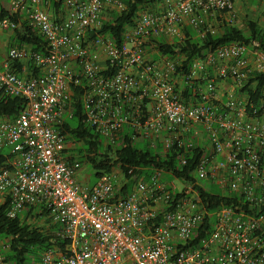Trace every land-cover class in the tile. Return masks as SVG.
<instances>
[{"label":"built area","instance_id":"obj_1","mask_svg":"<svg viewBox=\"0 0 264 264\" xmlns=\"http://www.w3.org/2000/svg\"><path fill=\"white\" fill-rule=\"evenodd\" d=\"M237 1L244 2L162 0L139 13L118 47L99 32L107 14L124 10L122 0H10L12 13L24 14L48 42L46 55L10 47L0 58V98L26 101L16 118L0 117V199L11 219L45 208L67 242L39 264H264V91L237 94L249 82L256 91L264 52L253 53L252 66L247 46H223L179 71L177 60L148 47L183 39L189 28L216 35L223 21L235 22ZM18 27L0 20V31ZM74 87L83 90L87 123L105 141L115 144L130 128L154 149L189 153L198 158L194 180L155 173L118 196L124 185L114 172L85 187L62 129ZM205 182L237 201L208 211ZM207 216L212 232L193 244ZM0 264H7L1 251Z\"/></svg>","mask_w":264,"mask_h":264},{"label":"trees","instance_id":"obj_2","mask_svg":"<svg viewBox=\"0 0 264 264\" xmlns=\"http://www.w3.org/2000/svg\"><path fill=\"white\" fill-rule=\"evenodd\" d=\"M125 8L121 12H110L104 21L99 34L109 35L121 46L127 29L135 24L140 12L153 11L156 5L162 0H122ZM58 7L55 5V8ZM10 19L19 27L13 31L11 47H29L34 52L46 55L48 53L47 40L25 19L24 14H13L8 0H0V20ZM216 35L207 34L200 37L197 31L186 29L185 37L176 39L173 43H167L165 39L151 40L148 45L150 52H158L159 56L169 60H177V68H192L196 61L203 60L210 51L232 44H242L253 52H264V28L256 21H248L245 27L226 23L223 21ZM95 34H91L94 38ZM151 55V58L158 60L160 57ZM21 72V66H17ZM109 73L114 72V67L107 64ZM35 74L38 71L33 69ZM107 73V72H106ZM259 84L256 91L251 88L249 82L237 94H244L257 98L264 91V75L258 77ZM188 93H193L187 88ZM83 90L73 88V97L69 106L62 129L67 135V143L73 144L74 149L70 150L69 161L78 168L77 161L90 166L95 173L97 182L103 175L120 171L126 179V184L117 190L118 196H124L132 191V183L139 178H150L155 173L166 174L169 181L184 179L187 182L193 181V170L198 159H191L189 153L173 149L164 152L161 148L154 149L146 140L133 138V131L125 128L115 144H109L101 137L95 129L87 123L84 115L85 110L82 104ZM26 107V101L22 98L1 97L0 117L16 118ZM73 117L70 118V115ZM137 143H144L145 147H139ZM4 158L0 157V168L3 166ZM187 164L183 165V161ZM207 210L212 212L222 206L235 204L236 199L221 196V194L206 193L201 190ZM9 204L0 199V251L5 257L7 264H27L31 258L41 261L44 252L59 248L66 250L67 242L60 239L58 233L61 227L53 224L49 213L45 208L38 206L32 208L25 215L16 219L8 216ZM264 213V210H263ZM24 216V217H23ZM45 223L46 229L39 225ZM213 229V217L207 216L203 225L193 234V244L199 242L203 237L211 234Z\"/></svg>","mask_w":264,"mask_h":264},{"label":"rangeland","instance_id":"obj_3","mask_svg":"<svg viewBox=\"0 0 264 264\" xmlns=\"http://www.w3.org/2000/svg\"><path fill=\"white\" fill-rule=\"evenodd\" d=\"M8 5H10V0H8ZM235 22L234 24L239 27H245L248 21H256L258 22L262 28H264V0H244L243 3H240V12L236 14ZM109 14H107L105 17L108 18ZM181 40L180 38H177ZM176 39L171 40L169 43H173ZM252 51V50H251ZM253 52V51H252ZM222 93H224V90L222 89ZM139 147H145L144 143H137ZM70 150H73L75 147L73 144H69ZM78 165V172L79 177L81 181H84L89 177L91 182H95V173L94 170L88 166L84 165L80 160L77 161ZM118 175V187H122L126 184V179L122 175L120 171H116ZM176 185L182 189L184 187L183 183L181 181H175ZM132 185V184H131ZM205 187L216 194H222L223 191L220 188L215 187L210 182L204 183ZM41 228L46 229L47 225L45 223H42L39 225ZM27 264H38L37 260L34 258H31Z\"/></svg>","mask_w":264,"mask_h":264},{"label":"crops","instance_id":"obj_4","mask_svg":"<svg viewBox=\"0 0 264 264\" xmlns=\"http://www.w3.org/2000/svg\"><path fill=\"white\" fill-rule=\"evenodd\" d=\"M58 8V7H56ZM236 8H237V13L240 12V3L237 1V5H236ZM52 11V10H50ZM13 31L12 30H4V31H0V58L4 59L6 57V54L8 52V50L10 49L11 45H10V42H11V37L13 35L12 33ZM254 52H252L250 50V61H251V64L252 66L254 65ZM226 89V88H225ZM80 179V177H79ZM80 182L85 186V187H88V188H93L96 184V181L95 182H91V180L89 179V177L87 179H85L84 181H81ZM3 245V243L1 242L0 243V246Z\"/></svg>","mask_w":264,"mask_h":264}]
</instances>
